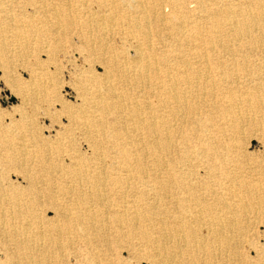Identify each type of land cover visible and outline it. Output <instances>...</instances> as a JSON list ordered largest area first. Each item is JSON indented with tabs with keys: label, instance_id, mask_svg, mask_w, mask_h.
<instances>
[{
	"label": "bare ground",
	"instance_id": "6f19581e",
	"mask_svg": "<svg viewBox=\"0 0 264 264\" xmlns=\"http://www.w3.org/2000/svg\"><path fill=\"white\" fill-rule=\"evenodd\" d=\"M37 47L45 58L81 59L78 101L54 86L52 96L37 68L19 116L0 118L1 226L26 216L36 224L46 206L45 224L68 244L90 241L108 217L150 243V227L171 236L151 264H264V241L253 259L239 247L254 220L264 224V156L236 140L245 125L264 140V61L250 54H264V0H0V66ZM36 106L59 111L66 126L31 131ZM17 127L21 136L9 133ZM64 139L71 151L58 160ZM28 155L43 169L24 166ZM13 171L23 185L7 179ZM43 175L45 189L36 186Z\"/></svg>",
	"mask_w": 264,
	"mask_h": 264
},
{
	"label": "rangeland",
	"instance_id": "374dc122",
	"mask_svg": "<svg viewBox=\"0 0 264 264\" xmlns=\"http://www.w3.org/2000/svg\"><path fill=\"white\" fill-rule=\"evenodd\" d=\"M67 42L68 41H65V43ZM113 45L117 51L121 50L120 48H123V50H127L126 53L131 54L132 49L128 42H121L118 40L113 42ZM28 54L25 55V60L20 59L19 62L16 60L13 61L9 68H3L0 66V118L2 122H7L9 119L18 117L20 111L23 110L17 99L20 92L29 90L28 83L31 80L29 71H36L37 68L48 72L47 77H44V83L42 82L43 77H40L41 79H36L35 77V80H39L38 82L44 84L43 86L49 89L52 96L54 86L55 93L61 99L68 101L67 103L78 101L76 100L77 97L74 98L75 78L78 71L85 66L82 65L81 59L76 58L74 54L66 57L59 54L57 56L58 60L56 58L53 60V55L49 58H45V55L41 53L39 47L33 49L30 53L28 52ZM250 54L252 58H259L264 61V54L261 50H253ZM37 57L42 60L41 65L35 64L34 60ZM42 57H44L46 61ZM93 69L99 71V68L97 67L93 66ZM35 108L34 111L29 113L30 117L29 120H27V127H30L31 131H35L42 136H44L45 133V136H53L55 132L66 126L64 117L59 111H53V109L51 111H44L40 107L38 109L37 106ZM107 119L111 120L109 117ZM13 129V131L10 129L9 133H12L13 135L18 133L19 136L23 134L24 130L22 128L17 127ZM240 132L241 133L239 134L241 136L238 134L236 137L240 148L242 150L245 148L244 151L252 158H261L264 156V140L258 126L245 125ZM81 133L82 130H76L74 132V136L77 137L78 141H82L80 136ZM25 134L26 132L24 135ZM23 137L26 138V136ZM84 146L83 143L81 144L80 142H77V147L80 152L86 154L88 153V150ZM60 150L61 153L58 160H62L65 156L64 154L71 151L69 150L66 139L63 140ZM54 156L55 155L53 154V157ZM25 162L24 166H27L30 169H43L44 164L37 163L31 155L27 156ZM19 169L20 166L15 170ZM15 172L16 171H13L12 175L9 173L6 176L7 179L13 181L15 184L23 185V181H19L20 178L16 176L17 173ZM50 176L53 178L56 177L55 172L50 173ZM40 178H38L36 186L45 189L44 186L48 185L46 182V176L43 175ZM56 190V186H53V194ZM39 208L41 210L38 209V214L40 215H38L39 217L35 222L36 224H27L28 221L26 222V219L30 220L29 216L7 218L5 224L3 223L2 226L0 224V264H151L155 259H159L163 255L158 249V246L162 247L165 252L171 249V236H169L165 230H159L155 226L150 227L148 229V235L151 236L154 241L156 240V242L150 243L139 233L129 231L124 225L118 226L115 222H111L108 217H104V219L106 218V221L97 228V230L91 231L90 235H88L91 239L88 242L81 241V239H75L74 237L71 239V242H69L70 244H68L64 237L57 236L61 239L58 241L59 239H57L56 233H53V227L45 224L46 221L49 223L53 220L52 209H49L46 206H41ZM254 222L255 223L252 227L251 225L249 226L247 238L242 241L239 240L240 249L245 252L246 256L250 259L256 257L253 250L257 249L261 242L264 241V224L259 219L254 220ZM26 225L30 228L28 229ZM159 234L160 236H158ZM160 241L163 242L162 245H160ZM58 247H61V251H59L60 249ZM157 253L158 255H156Z\"/></svg>",
	"mask_w": 264,
	"mask_h": 264
}]
</instances>
